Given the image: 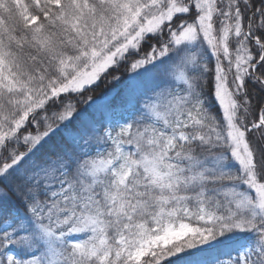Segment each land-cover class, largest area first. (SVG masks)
I'll use <instances>...</instances> for the list:
<instances>
[{"label": "snow or ice", "instance_id": "obj_1", "mask_svg": "<svg viewBox=\"0 0 264 264\" xmlns=\"http://www.w3.org/2000/svg\"><path fill=\"white\" fill-rule=\"evenodd\" d=\"M0 264H264V0H0Z\"/></svg>", "mask_w": 264, "mask_h": 264}, {"label": "trees", "instance_id": "obj_2", "mask_svg": "<svg viewBox=\"0 0 264 264\" xmlns=\"http://www.w3.org/2000/svg\"><path fill=\"white\" fill-rule=\"evenodd\" d=\"M113 71H120L121 73L124 72L123 68H120L118 70L114 69ZM110 78V77H109ZM114 87V85H108L106 81H101L99 84V87L96 88L95 92L93 93L94 96H99L104 92L110 91L111 88Z\"/></svg>", "mask_w": 264, "mask_h": 264}]
</instances>
